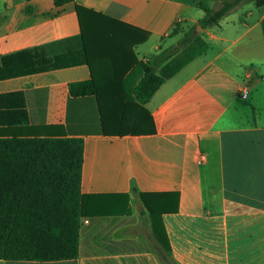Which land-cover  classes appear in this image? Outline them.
<instances>
[{
	"label": "crops",
	"instance_id": "crops-1",
	"mask_svg": "<svg viewBox=\"0 0 264 264\" xmlns=\"http://www.w3.org/2000/svg\"><path fill=\"white\" fill-rule=\"evenodd\" d=\"M220 2L0 0V138L82 139L80 192L100 212L81 217L76 258L0 264H264V4L194 29L207 49L144 104L154 133L130 127L133 116L102 118L95 95L68 88L91 76L76 5L146 33L133 53L161 55L159 70L187 46L199 4Z\"/></svg>",
	"mask_w": 264,
	"mask_h": 264
},
{
	"label": "trees",
	"instance_id": "trees-1",
	"mask_svg": "<svg viewBox=\"0 0 264 264\" xmlns=\"http://www.w3.org/2000/svg\"><path fill=\"white\" fill-rule=\"evenodd\" d=\"M53 1L60 6L72 0ZM243 1L249 0H221L218 8L199 4L203 11L199 25L203 29L217 25ZM252 1L257 6L264 4V0ZM75 10L91 76L70 83V95L93 94L102 118L108 113L118 118L133 116L130 127L142 128L138 133H154L153 120L144 104L165 79L204 52L207 44L190 28L183 38L187 43L183 51L156 70L161 55L147 64L138 61L132 50L146 39V33L138 37L123 23L79 5ZM139 114L146 118L141 125ZM82 158L80 138H0V260L57 261L77 257L81 217L100 215L98 211L89 212L86 197L80 192ZM148 195L140 193V198L153 219L158 212L146 201ZM165 250V260L169 262L167 239Z\"/></svg>",
	"mask_w": 264,
	"mask_h": 264
},
{
	"label": "built area",
	"instance_id": "built-area-1",
	"mask_svg": "<svg viewBox=\"0 0 264 264\" xmlns=\"http://www.w3.org/2000/svg\"><path fill=\"white\" fill-rule=\"evenodd\" d=\"M248 91H249V87H248V84L246 83H243L238 92H237V96L241 99H246L247 96H248Z\"/></svg>",
	"mask_w": 264,
	"mask_h": 264
},
{
	"label": "water",
	"instance_id": "water-1",
	"mask_svg": "<svg viewBox=\"0 0 264 264\" xmlns=\"http://www.w3.org/2000/svg\"><path fill=\"white\" fill-rule=\"evenodd\" d=\"M201 29H202V27L199 24H197L196 31L199 32V30H201Z\"/></svg>",
	"mask_w": 264,
	"mask_h": 264
},
{
	"label": "rangeland",
	"instance_id": "rangeland-1",
	"mask_svg": "<svg viewBox=\"0 0 264 264\" xmlns=\"http://www.w3.org/2000/svg\"><path fill=\"white\" fill-rule=\"evenodd\" d=\"M211 5V4H210ZM197 27L195 26L194 29H196ZM180 37V36H179Z\"/></svg>",
	"mask_w": 264,
	"mask_h": 264
}]
</instances>
